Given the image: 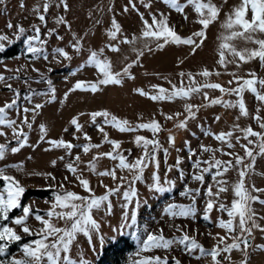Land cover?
Returning <instances> with one entry per match:
<instances>
[{
    "label": "rangeland",
    "instance_id": "374dc122",
    "mask_svg": "<svg viewBox=\"0 0 264 264\" xmlns=\"http://www.w3.org/2000/svg\"><path fill=\"white\" fill-rule=\"evenodd\" d=\"M47 2L49 8L47 12H44L45 0H23V6H21V0H0V34H7L8 36V39L4 40L3 43L10 45L14 42H20L22 46L20 55L0 59V73L4 74V78L0 79V105L16 96L15 89L20 90L19 98L16 108L8 110L10 118L22 120L25 106L31 109L35 103L39 102L43 105L37 111L35 120L32 121V128L29 129L27 125L24 126L25 132L29 134V143L16 153L7 151L5 157L0 159V167L17 165L7 167L6 173L15 176L25 191L45 187L53 189L49 196L39 197L29 194L22 200L23 193L20 198L21 205L28 204L33 211L39 209L41 214H44V210L52 207V201L55 199L53 193L57 190L75 191L83 196L92 195L83 188L77 174L71 173L65 167L69 161L73 162L79 169L78 174L80 176L90 181V186L94 189L95 195L99 196L106 193V185L113 188L117 187L119 180H114L109 175H100L98 172L104 168L111 169L118 164V161L106 156L98 157L96 159V171H93L86 163L92 160L97 152L112 151L115 147L110 142L104 141L103 133L96 127L97 122L106 129L110 139L121 141V146L117 152L124 154L129 161L135 160L144 152L143 144L138 145L135 142L136 135H143L150 139L158 137L161 144L156 152L160 161L159 174L164 191L149 187L154 182L153 173L156 171L155 164L151 163L144 169L142 179L131 181V187L137 190V196L132 197L131 202L127 201L124 197V190L129 188L127 178L132 173L127 169L121 170L117 166V175L125 177L126 183L120 185L118 192L110 194L109 199L113 205L110 212L106 210L107 201L99 209H93V218L99 223L100 229L92 232L91 240L85 233L77 234L71 246L72 258L74 260L86 259L90 264H94L98 261L100 254L105 252L101 264H139L144 256L156 255L161 257L167 255L169 264H173V258H178L181 264H213L210 254L200 255L199 248L192 250L191 253L186 252L184 251V244L179 241L170 245L169 249L163 247L145 249L143 240L148 232H158L160 229L163 230L165 237L175 239L183 234L175 227L176 225L181 226L184 232L194 237L207 249H211L217 244H220L221 248L224 247V244L215 235L216 233H220L221 236H238V227L229 234L228 229L219 225L221 218L229 219L227 210L220 209L219 203L231 207L232 200L236 198L233 184L239 179L237 168L230 167L223 177L217 176L218 180L226 178L227 181L228 190L221 191L220 197H210L207 192L209 184L213 186V192L219 190L213 180V172L217 171L214 163L213 168L204 173V182L194 180L192 174L202 170L200 167H193L197 158L204 162H208L212 157L224 161L233 160L234 162V158L227 153L234 152L245 155L242 144H248L255 154V162L247 170L245 186L252 196L260 197L259 200H251L249 204L255 214L253 220L264 226V202H262L264 201V153H260L258 137L251 136L252 143H249V138H245L241 132V129L247 128L248 125H251L256 131H264V128H261L264 119L258 121L255 118L258 107L260 117L264 118V102L259 101L251 89L245 88L242 95L249 114L243 115L238 102L240 96L235 92H222L220 89L206 87L187 98L153 100L134 91L135 88L143 87L146 91L158 92V89L151 88V85L156 84L171 89L173 83L179 86L182 79L185 87L189 85L195 87V84L189 80L188 72L195 74L196 83L206 85L219 82L226 88H235L237 83H243V81L238 82L233 79L234 74L245 78L255 75L264 79V61H261L259 57H253L251 60L237 64L235 60L238 57L234 58L231 52L225 50L226 60L231 62L227 63L226 66L219 63V45L222 37L229 31L225 27V23L229 13H234V7L238 6L241 0H211L220 10L217 18L212 20L205 29L206 36L199 39L194 37L197 39L195 52L192 51L193 45L184 42L177 44L171 40L157 48L158 41L156 38L141 36L146 27L144 20L147 19L149 23H154L153 15L158 20L166 18L167 23L181 36H190L202 28L203 26L199 23L200 16L194 5L187 3L186 0H177V3L183 7V11L172 7L167 0H67L69 4L67 9L63 7L60 0H47ZM133 2L135 8L132 7ZM37 4L40 5L38 10L44 12L46 23L41 21L36 14L37 9L34 6ZM60 16H63L68 23L56 19ZM113 17L121 26L116 37L109 35V31L114 30ZM248 18H251L250 11ZM8 21L12 22V28L7 27ZM17 25H23L27 29V32L18 38L15 35L18 31ZM33 25L40 26V33L33 32ZM50 29L56 31L49 35ZM73 33H76L77 36L74 37ZM28 35H39L40 39L46 42L43 47L48 53L47 60L44 59L43 55L36 58L27 52L24 40ZM125 35L129 38L135 35L139 39L135 44H129L123 41ZM251 35L257 39H264V32L261 31ZM59 37H63V39ZM77 37L83 40L79 52L74 50L69 43L70 41L76 42ZM159 39L160 42L163 41V38ZM229 42L238 49L259 48L254 40L245 39L244 36L233 38ZM109 43L118 44L120 51L108 48L107 44ZM37 46L40 45L37 43ZM57 47H64L69 51L71 59L63 57L62 54L53 53V49ZM134 47L144 49L139 61L130 68L135 78L125 75L122 84H102L96 92H92L87 84L84 88H73L77 80L90 83L101 78L102 74L99 70L93 64L86 63L92 50L103 48L104 51L100 54L101 58H110L112 70L118 72L130 60L136 59L137 53L132 50ZM204 67L213 70L209 77L203 76L201 69ZM35 69L40 71L37 72ZM181 72L185 73L183 77L180 75ZM44 76L51 78L56 87L55 100L49 99L52 93L49 91L47 79H43ZM8 85H11V88ZM256 88L258 91L264 92V84L259 83V79L256 81ZM69 89L73 90L69 91ZM205 91L209 94L207 98L203 95ZM66 92L68 95L65 98ZM217 97L220 98L221 102H210L211 99ZM228 101L232 103L229 104ZM189 103L199 106L197 114L187 120L186 128L178 127V121L187 115L185 105ZM101 109H108L111 114L120 118H127L130 127H134L137 122H148L156 119L162 125V130L155 136L150 129L135 128L134 131H120L115 125L104 124V117L102 116H98L94 122L91 113ZM177 112L180 113L178 117L168 118L165 116V113L175 114ZM27 115L31 121L33 113L29 111ZM217 115L220 116L219 120L216 119ZM73 117H77L82 125V131L77 130L72 124ZM41 123L47 127V137L70 140L77 147L72 149L71 154L65 147L54 145L49 147L47 138L43 141L39 139L41 135L39 125ZM234 125H239V127L233 129ZM0 127H3L8 133L7 136L0 135V143H8L10 147L16 146L17 141L12 135L11 127L4 125H0ZM230 129H233L232 147H229L226 140H218L212 134L221 131L228 132ZM85 131L91 137L90 142L99 145L98 148L94 147L87 152L83 151L81 145L89 142L83 135ZM74 132L76 133L75 136L73 135ZM169 132L175 135L174 144L169 142ZM236 136H241V140H235ZM201 145L211 146L215 151L204 150ZM148 147L149 150L152 149V145ZM165 148L168 149L167 155L164 152ZM221 148L224 151H221ZM190 149H196V152L191 153ZM76 153H80L79 161L74 159ZM60 157L63 159H59ZM178 157H183V159L178 160ZM53 159L57 161L55 165L51 164ZM249 162L250 158H246L244 161L245 164ZM203 166L207 167V163H204ZM170 167L171 171H169ZM49 172L54 174V180L47 175H42V173ZM181 172H183V176H181ZM4 183L3 180V183L0 184V190H3ZM61 184L63 185L62 189L60 188ZM253 185L255 187H252ZM185 186L200 189L199 194L193 193L196 195L194 202L190 196L181 195L185 191ZM257 189H262V191H257ZM137 197L139 198L138 208ZM209 198L216 201V205L209 213L210 219L203 214L206 201ZM173 202L178 204L194 203L195 213L188 217L170 215L165 212V207ZM125 203L128 205L126 208L124 207ZM132 211L137 212L135 223L131 221ZM125 212L129 214L127 220L123 216ZM21 214L22 207L18 206L12 209L9 220L6 222L15 227L21 235V240L25 238V241L13 253L8 252L9 246L18 241L10 242L6 253L0 254V259L10 258L13 255L21 256L23 254L21 245L37 238L33 233L37 231L41 223L35 219L34 215H30L28 219L33 233H24L22 227L15 225L11 220L12 216ZM236 219L238 221V217ZM56 222L60 226L64 225L63 220ZM133 233L136 235L134 236ZM121 235L127 236L134 247L125 253H120L115 258L112 249L105 250V247L116 241ZM101 236L104 238L103 241H101ZM136 236H139L140 239L138 240ZM228 242L230 239L225 243ZM0 243L3 241L0 240ZM249 244L250 247L247 250L248 264H264V248L260 247L264 245V227H253ZM244 255V252L238 249H233L230 254L227 251H221L218 254L219 264H240Z\"/></svg>",
    "mask_w": 264,
    "mask_h": 264
},
{
    "label": "snow or ice",
    "instance_id": "6c2138e0",
    "mask_svg": "<svg viewBox=\"0 0 264 264\" xmlns=\"http://www.w3.org/2000/svg\"><path fill=\"white\" fill-rule=\"evenodd\" d=\"M63 7L67 9L69 4L67 0H60ZM167 2L172 6L177 8L180 11H183V7L177 3V0H167ZM187 3L194 5L196 12L199 14L200 19L199 23L203 26L198 31L194 32L190 36H181L178 34L172 26L167 23L165 19H157L155 15H153L152 20L154 23H149L147 19L144 20L145 29L142 31L141 36L145 38H156L157 39V48L162 47L163 44L169 42V40L179 44L181 42L187 43L189 45H193L192 51L195 52V45L197 43V39L205 37L207 26L212 22V20L216 19L219 13V7L212 3L211 0H186ZM21 6H23V0H21ZM37 9V16L39 19L46 23V18L44 12H47L49 8V3L45 0L43 4L44 12H40L38 9L40 5L37 4L34 6ZM132 7L135 8V3H132ZM127 9V6H125ZM207 10V11H205ZM251 12V18H248V13ZM163 16V14H161ZM141 16L143 14L141 13ZM59 21H63L64 23H68L64 19L63 16L57 17ZM8 28H12L13 24L11 21H8ZM18 31L15 33L16 37H20L27 32V29L23 25L16 26ZM69 27L71 25L69 24ZM113 27L114 30L109 31V35L112 37H116L117 33L120 31L121 26L118 22H116L115 17H113ZM225 27L229 29L226 35H224L221 39V43L218 49L219 55V63L221 65H225L230 63L231 61L226 60L225 50L232 53L233 57H238L235 60V63L239 64L243 61L251 60L253 57H259L261 61H264V39H257L252 33L257 31L264 32V0H241V3L238 6L234 7V13L230 12L225 23ZM239 30H235V29ZM33 32L38 34L40 33V26L33 25ZM55 29L49 30V35L55 32ZM73 36L76 37L77 34L73 33ZM244 36L245 39L254 40L259 48H242L238 49L234 44L229 41L233 38ZM197 38V39H194ZM63 39V37H59ZM159 38H163V41L160 42ZM7 34H0V50L6 47L4 40H7ZM139 39V37L133 35L129 38L127 35L123 37V41L129 44H135V42ZM202 42V41H201ZM24 43L27 46V52L33 54V57L38 58L43 55L44 59H48L47 50L44 49L43 45L46 43L45 41L40 39L39 35H28L24 40ZM37 43L40 45L37 46ZM71 47L77 52L80 51L83 45V40L80 37H77L76 42H69ZM108 48L113 49L114 51H120V46L115 43L107 44ZM134 52L137 53V57L135 60H130L123 68H121L118 72L112 70V61L108 57L101 58V53H103L104 49L100 48L99 50H92L90 56L86 63L93 64L99 72L102 74L101 78L97 81L86 82L84 80H77L73 88L80 89L84 88L87 84V87L91 89L92 92H96L100 85H107L110 83L122 84L123 76L134 77V73L130 71L132 65L136 64L140 56L143 55L144 49L142 48H133ZM53 53L62 54L63 57L71 59V53L67 51L64 47H57L53 49ZM34 67V66H33ZM83 67V65H81ZM39 72V69H35ZM213 70L208 67H204L201 69L203 76L209 77ZM252 71V70H250ZM218 72V70H217ZM181 77L185 75L184 72L180 73ZM189 80L195 84V87L189 85L187 87L183 84V79L180 82V85L173 83L171 89H166L163 85H151V88L158 89V92H150L146 91L143 87L135 88L134 91L140 93L144 96L150 97L153 100H173L177 97L187 98L191 96L193 93L200 91L206 87L220 89L222 92L228 93H237L240 96L239 99V107L242 110L243 115H248V108L244 103L243 99V90L245 88L251 89L257 96L259 101L264 102V92L258 91L256 88V81L259 79V83L264 84V79H260L255 75L251 77L245 78L239 75H233V79L236 81H243V83H237L235 88H226L219 82L209 83V84H199L196 83L195 74L192 72L187 73ZM4 78V74L0 73V79ZM11 79V78H9ZM43 79H47L49 91L52 95L49 97L51 100H55L56 96V87L54 86L51 78L44 76ZM165 79H167L165 77ZM231 83V81H229ZM11 88V85H8ZM73 89H69L72 91ZM19 89H15L16 96L10 100L6 101L3 105H0V125L11 127L12 135L16 139V146L10 147L8 143H0V159H3L6 155L7 151H11L12 153H16L22 148L25 144L29 143L28 133L25 132L24 126L27 125L29 129L32 128V121L36 118V113L38 110L42 108V103H35V106L29 109L27 106L24 107L23 112L24 116L22 120L13 119L9 117L8 110L10 108H16L17 99L19 98ZM31 95V93H29ZM68 93L64 94L65 98ZM204 97H208V92L205 91L203 93ZM211 103L221 102L220 98H213L210 101ZM227 103L231 104V101ZM185 108L187 110V115L184 119L178 121V127H187V120L190 117H195L199 106L193 104H186ZM19 112V109L17 108ZM31 111L33 113L32 120L30 121L27 113ZM142 115V114H141ZM98 116L104 117V124L115 125L117 129L120 131H134L135 128L140 129H150L155 136L162 130V125L156 119H152L148 122H137L134 127H130V122L127 118H120L115 114H111L108 109H101L91 113V118L95 122ZM165 116L168 118H174L180 116V113L177 112L175 114L165 113ZM110 117V118H109ZM255 118L258 121H261L264 118L260 117L259 107L255 114ZM216 119L219 120L220 116L217 115ZM239 119V117H237ZM72 124L79 131H82V125L79 123L77 117L72 118ZM96 127L103 133L104 141L110 142L115 147L112 151L108 152H97L92 160L87 161L86 163L90 166L93 171H96V159L101 156H106L112 158L115 161H118V164L114 165L111 169L104 168L98 172L100 175H109L114 180H119V184L116 188L107 186V192L103 195H95L94 189L90 186V181L83 176H80L79 169L75 166V164L69 161L65 167L73 174H77V178L82 184L83 188L88 191V193L92 195L83 196L80 193L70 190H57L53 193L55 199L52 201V207H49L47 210H44V214H41V210L37 209L33 211L32 207L28 204L21 205V196L25 192V188L21 185L20 181L10 174L6 173V168L9 166L15 167L17 165H5L0 167V179H3L5 183L3 184V190H0V240L3 243H0V254L6 253L8 249V244L12 241L21 240V235L17 232L16 228L11 226L10 223L6 222L9 220V214L12 209L22 207V214L17 216H12L11 220L15 225L21 226L24 233H33L32 227L28 223V219L30 215H34L35 219L41 223V226L37 229L34 235L37 236L36 239H33L31 242L23 243L21 245L22 255L16 256L13 255L10 258L0 259V264H90L86 259L74 260L71 256V246L73 241L76 239L78 233H85L88 235L89 240L92 238L93 231H99L100 225L96 219L93 218L92 212L93 209H99L105 201H107L106 210L111 211L113 208L112 202L109 199V196L113 192H118L120 190V185L126 183V178L123 176L117 175V166L123 170L127 169L132 173L130 177L127 178V182L129 183V188L124 190V197L127 201L131 202L132 197L137 196V190L131 187L132 180H140L143 178L144 169L151 163L155 164L156 171L153 173L154 182L149 185V187L159 189L160 191H164V186L161 183V177L159 174V158L157 157L156 150L161 147L160 141L157 138L150 139L149 137L143 135H136L135 142L139 144H143L144 152L141 156L136 157L135 160L129 161L124 154L117 152V150L121 146V141L118 139H110L106 129L100 124L96 123ZM239 127V125H234V128ZM261 128H264V122L261 123ZM230 129L228 132L221 131L219 133H212L218 140L227 141L229 147L233 146L232 143V131ZM39 131L41 133L39 139L41 141L47 140L49 141V147L57 146V147H65L69 154L72 153V149L77 147L74 145L72 141L65 140L63 138L53 139L51 137H47V127L45 124L41 123L39 125ZM241 132L245 138H249V143H252L250 137L256 136L259 138L260 144V153H264V131H256L252 128L251 125H248L247 128L241 129ZM0 135L7 136L8 133L5 132L3 127H0ZM75 136L76 133L74 132ZM84 137L89 141L87 143H83L81 145L84 152H87L90 148H98L99 145L92 144L91 137L88 132H83ZM169 142L175 143V135L169 132ZM235 140L240 141L241 136H236ZM149 145H152V149L149 150ZM35 147V145H33ZM245 149V155H240L238 153L229 152L227 153L229 156L234 158L233 160L224 161L222 159H218L215 157L210 158L208 162L202 161V159L197 158L193 164L194 168L200 167L202 170L200 172H193L192 178L194 180H199L200 182H204L205 177L204 173L209 172L213 168V163L216 172H213V180L216 182L218 187V191L213 192V186L211 184L208 185L207 192L209 196L220 197L221 191H227V181L225 179H217V176L223 177L224 174L230 167H236L239 174V179L234 182V194L235 197L231 202V207H228L224 203H219V208L222 210H227L229 219L224 220L221 218L219 220V225L228 229L229 234L235 231V229L239 228V235H229L221 236L220 233H216L215 235L218 237L220 242L224 244V247L221 248L220 244L213 246L211 249H207L204 245L200 244L194 237L188 235L187 232H184L181 226L176 225L175 227L179 229L183 234L181 236H177L175 239L167 238L163 235V230L160 229L158 232H148L146 238L143 240V247L145 249L152 247H163L164 249H169L170 245L179 241L184 244V251L190 252L194 249L199 248L200 255H208L210 254L212 258L213 264H219L218 254L221 251H227L229 254L233 249H238L244 252V258L240 261V264H248L247 250L250 247L249 241L251 239V233L253 231V227L261 228L260 224L256 223L253 220L254 212L250 208L249 202L251 200H259V196H252L248 189L245 186V177L247 175V170L252 167L255 162V154L253 153L252 148L249 147L248 144L241 145ZM201 148L208 151H215V149L211 148L208 145H201ZM168 149L165 148L164 152L167 155ZM221 151H224L221 148ZM191 153H195L196 149H190ZM246 158H250V162L245 164L244 161ZM59 159H63L60 157ZM74 159L76 161L80 160V153H76ZM183 159V157H178V160ZM22 164V162H20ZM57 161L53 159L51 164L55 165ZM207 163V167H204L203 164ZM171 171V167L169 168ZM42 175H47L51 179H55L53 173H42ZM181 176H183V172H181ZM170 183H172L170 181ZM51 186V185H50ZM252 187H255L253 185ZM60 188H63L61 184ZM257 191H262V189H257ZM199 188H189L185 186V191L181 193V195L190 196L191 200L194 202L196 200V195L193 193L199 194ZM264 202V201H262ZM137 208L139 207V198L137 197ZM216 205V201L209 198L206 201L204 216L210 219L209 213L212 211L214 206ZM128 205L125 203L124 207L126 208ZM165 212L169 213L173 216H182L188 217L195 213V207L193 204H178L176 202L170 203L165 207ZM125 220L128 219L129 214L127 212L123 213ZM238 217V221L237 218ZM63 220L64 225L60 226L56 221ZM137 220V212H131V221L135 223ZM251 222V223H250ZM135 236L136 233H133ZM51 237V239H49ZM139 240L140 237L136 236ZM103 237L101 236V241H103ZM230 239V242L225 243ZM264 248V245L260 246ZM83 256V253H81ZM139 264H169V258L167 255L161 257L159 255L156 256H144L143 259L139 261ZM173 264H181V261L178 258H173Z\"/></svg>",
    "mask_w": 264,
    "mask_h": 264
},
{
    "label": "trees",
    "instance_id": "16d2710c",
    "mask_svg": "<svg viewBox=\"0 0 264 264\" xmlns=\"http://www.w3.org/2000/svg\"><path fill=\"white\" fill-rule=\"evenodd\" d=\"M22 53V46L20 44V42H14L10 45H6V47L2 50H0V59H8V58H12L15 56H18ZM3 183V180L0 179V184ZM53 192L52 188H36V189H28L24 192L22 200L29 194H33L39 197H44V196H49L51 193ZM25 241V238H23L22 240H19L17 243H12L9 246V253H13L14 251L18 250L19 245ZM119 245V247H117ZM134 247L133 243L128 239L127 236L121 235L116 241L108 244L105 247V250L107 249H112L113 251V256L116 258L118 257L117 255H120V253H125L129 250H131ZM105 252H103L102 254H100V257L98 259L97 262H95L94 264H101L102 260L104 259V254Z\"/></svg>",
    "mask_w": 264,
    "mask_h": 264
}]
</instances>
